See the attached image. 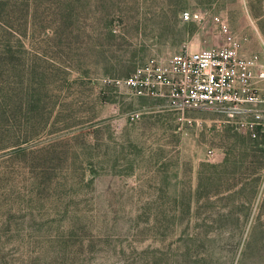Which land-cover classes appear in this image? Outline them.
<instances>
[{
	"label": "rangeland",
	"instance_id": "obj_1",
	"mask_svg": "<svg viewBox=\"0 0 264 264\" xmlns=\"http://www.w3.org/2000/svg\"><path fill=\"white\" fill-rule=\"evenodd\" d=\"M186 10L264 61L249 0H0V264H264V106L252 137L134 76L222 43Z\"/></svg>",
	"mask_w": 264,
	"mask_h": 264
},
{
	"label": "built area",
	"instance_id": "obj_2",
	"mask_svg": "<svg viewBox=\"0 0 264 264\" xmlns=\"http://www.w3.org/2000/svg\"><path fill=\"white\" fill-rule=\"evenodd\" d=\"M179 16L183 22L210 21L209 33L221 35L222 43L200 46L192 37L164 51L158 59L136 70L134 76L143 82L139 92L173 97L182 109L250 111L254 119L246 124L254 136L264 106V61L257 53L246 55L241 51V35L230 30L221 14L186 10Z\"/></svg>",
	"mask_w": 264,
	"mask_h": 264
},
{
	"label": "trees",
	"instance_id": "obj_3",
	"mask_svg": "<svg viewBox=\"0 0 264 264\" xmlns=\"http://www.w3.org/2000/svg\"><path fill=\"white\" fill-rule=\"evenodd\" d=\"M255 3H258V0H257V2L255 1ZM249 5H250L251 14L253 15V17L258 18V19H264V9L262 11L258 10L256 8V5H254V3H251L250 0H249ZM260 27L262 30H264V28L262 26H260ZM255 136H256V132H255V135L252 137H255Z\"/></svg>",
	"mask_w": 264,
	"mask_h": 264
}]
</instances>
